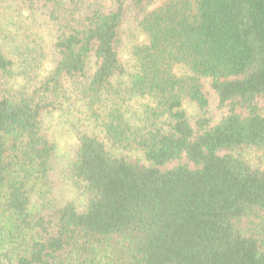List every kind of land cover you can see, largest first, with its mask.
Here are the masks:
<instances>
[{
    "label": "trees",
    "instance_id": "16d2710c",
    "mask_svg": "<svg viewBox=\"0 0 264 264\" xmlns=\"http://www.w3.org/2000/svg\"><path fill=\"white\" fill-rule=\"evenodd\" d=\"M19 1L51 21L54 58L13 89L0 47V264H264V167L237 153L264 151V0ZM129 16L147 43L123 80ZM138 95L152 105L134 126L122 105ZM73 98L96 109L110 148L142 156L80 133L72 173L85 206L35 209L53 152L42 115Z\"/></svg>",
    "mask_w": 264,
    "mask_h": 264
},
{
    "label": "rangeland",
    "instance_id": "374dc122",
    "mask_svg": "<svg viewBox=\"0 0 264 264\" xmlns=\"http://www.w3.org/2000/svg\"><path fill=\"white\" fill-rule=\"evenodd\" d=\"M165 0H156L152 7L160 6ZM54 29L43 9L30 10L19 0L0 2V47L13 60L14 76L11 79L13 89L32 88L52 68L54 50ZM147 43L146 35L139 29L132 16L127 17L122 25L119 56L125 66L123 80L138 70L134 50ZM174 71L178 75L186 72V68L177 64ZM152 101L147 96H134L122 105L124 117L134 126L143 122L144 114ZM183 106L190 120L197 113L195 105L187 99ZM86 104L76 100H64L55 109L43 113L41 122L53 144L50 158V181L39 186L31 195V206L40 209L43 206L59 205L72 201L78 209L86 203V193L81 183L72 173L78 135L89 133L104 139L108 148L109 142L97 124V113ZM223 112L216 106L215 98L210 94L209 117L211 123L218 122ZM115 152L142 156L140 152L127 148H110ZM253 166L264 167V151L244 150L237 152ZM4 216L1 210L0 222Z\"/></svg>",
    "mask_w": 264,
    "mask_h": 264
}]
</instances>
